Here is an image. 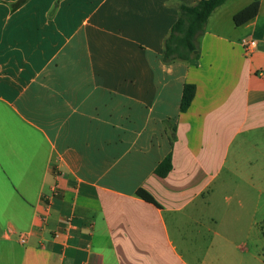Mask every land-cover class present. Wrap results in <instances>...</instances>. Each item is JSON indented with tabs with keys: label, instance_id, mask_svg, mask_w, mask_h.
Masks as SVG:
<instances>
[{
	"label": "crops",
	"instance_id": "1",
	"mask_svg": "<svg viewBox=\"0 0 264 264\" xmlns=\"http://www.w3.org/2000/svg\"><path fill=\"white\" fill-rule=\"evenodd\" d=\"M199 1L0 0V264H264L218 241L264 220V171L241 163L264 142V0L242 25L254 0H227L197 58L165 61Z\"/></svg>",
	"mask_w": 264,
	"mask_h": 264
},
{
	"label": "trees",
	"instance_id": "2",
	"mask_svg": "<svg viewBox=\"0 0 264 264\" xmlns=\"http://www.w3.org/2000/svg\"><path fill=\"white\" fill-rule=\"evenodd\" d=\"M227 0H200L194 6L183 5L180 16L173 25L171 34L165 43L164 60H190L197 58L200 50L199 37L203 36L213 11ZM260 9V0H254L249 6L239 11L234 20L237 25H242L255 18ZM196 94V85L185 84L180 103V111L185 112L191 105ZM172 153L155 168V173L165 177L172 170ZM139 195L149 198V194L140 190Z\"/></svg>",
	"mask_w": 264,
	"mask_h": 264
},
{
	"label": "rangeland",
	"instance_id": "3",
	"mask_svg": "<svg viewBox=\"0 0 264 264\" xmlns=\"http://www.w3.org/2000/svg\"><path fill=\"white\" fill-rule=\"evenodd\" d=\"M251 149L246 155L241 158V163L247 165L248 173L250 175L256 174L259 171H264V142ZM231 224L220 230L218 241H236L248 243L251 248H262L264 246V220L259 225L260 233H258V226L253 225L249 219H230Z\"/></svg>",
	"mask_w": 264,
	"mask_h": 264
},
{
	"label": "built area",
	"instance_id": "4",
	"mask_svg": "<svg viewBox=\"0 0 264 264\" xmlns=\"http://www.w3.org/2000/svg\"><path fill=\"white\" fill-rule=\"evenodd\" d=\"M243 46H244L245 54L246 55H252L258 46V42L255 39H244ZM47 214H48V212L43 217L44 221H46ZM20 241H21V243H26L27 235L21 234L20 235Z\"/></svg>",
	"mask_w": 264,
	"mask_h": 264
}]
</instances>
